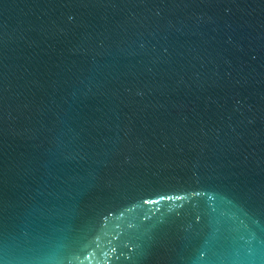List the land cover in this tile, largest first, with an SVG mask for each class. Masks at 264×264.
<instances>
[{
	"label": "water",
	"instance_id": "1",
	"mask_svg": "<svg viewBox=\"0 0 264 264\" xmlns=\"http://www.w3.org/2000/svg\"><path fill=\"white\" fill-rule=\"evenodd\" d=\"M0 264H264V0H0Z\"/></svg>",
	"mask_w": 264,
	"mask_h": 264
}]
</instances>
